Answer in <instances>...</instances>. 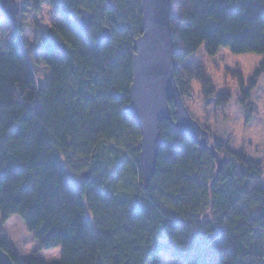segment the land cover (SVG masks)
Segmentation results:
<instances>
[{
	"label": "trees",
	"instance_id": "trees-1",
	"mask_svg": "<svg viewBox=\"0 0 264 264\" xmlns=\"http://www.w3.org/2000/svg\"><path fill=\"white\" fill-rule=\"evenodd\" d=\"M20 2L18 14L47 4L61 22L39 39L49 72L41 85L22 29L0 11V224L17 217L40 251L59 248L52 264H160L164 252L178 264H264L261 163L214 140L225 160L218 171L206 150L163 122L156 172L141 188L140 130L123 111L141 34L139 0ZM79 8L95 14L87 33L77 28ZM170 25L182 97L196 84L217 107L231 100L216 95L203 67L183 66L201 48L207 57L221 49L264 56V0H172ZM263 73L261 65L250 80L233 76L246 122ZM0 248L14 264H48L36 255L21 262L1 230Z\"/></svg>",
	"mask_w": 264,
	"mask_h": 264
},
{
	"label": "rangeland",
	"instance_id": "rangeland-1",
	"mask_svg": "<svg viewBox=\"0 0 264 264\" xmlns=\"http://www.w3.org/2000/svg\"><path fill=\"white\" fill-rule=\"evenodd\" d=\"M17 9L21 8L20 0ZM16 24L22 29V40L26 45L28 57L35 72L38 84L45 85L48 81V69L39 58V39L53 23H60L61 19L54 9L47 4L41 6L37 12L16 14ZM4 22L0 19V36L3 37ZM1 42V41H0ZM261 65H264V56L232 55L228 49H221L214 57H207L201 48L195 56H191L183 66L190 72L203 67L213 82L217 96L230 94L231 100L224 107H217L215 100L205 101L199 86L192 85L191 94L183 97L184 104L190 116L208 132V142L220 141L233 153H243L248 160L261 163L264 186V73L257 79V86L251 92L247 102L254 111L246 122L247 112L240 104V91L233 76L239 72L244 81L250 80ZM2 236L15 256L21 261L29 260L36 255L45 263L52 264L60 261L59 248L50 251H40L33 236L29 234L25 225L17 218L12 217L6 224H0ZM160 264H178L164 252L159 255Z\"/></svg>",
	"mask_w": 264,
	"mask_h": 264
},
{
	"label": "water",
	"instance_id": "water-1",
	"mask_svg": "<svg viewBox=\"0 0 264 264\" xmlns=\"http://www.w3.org/2000/svg\"><path fill=\"white\" fill-rule=\"evenodd\" d=\"M139 10L141 34L132 43V82L129 102L123 111L140 130L138 160L141 188L146 192L156 172L157 156L162 143L160 124L163 122H169L183 137L206 150L215 160L218 171L225 160L208 142V132L190 116L176 84L170 25L172 0H139ZM0 11L8 21L16 22L15 0H0ZM78 13L77 28L87 33L95 15L84 8H80ZM100 38H110L108 27L101 30ZM83 178L87 179L88 174L85 173ZM0 264H14L1 248Z\"/></svg>",
	"mask_w": 264,
	"mask_h": 264
},
{
	"label": "flooded vegetation",
	"instance_id": "flooded-vegetation-1",
	"mask_svg": "<svg viewBox=\"0 0 264 264\" xmlns=\"http://www.w3.org/2000/svg\"><path fill=\"white\" fill-rule=\"evenodd\" d=\"M79 9H80V8H79ZM79 9H78V10H79ZM94 15H95V14H94ZM78 19H79V13H78V11H77V21H78ZM93 23H94V22H93ZM103 28H105V27H103ZM103 28H102V29H103ZM102 29H101V30H102ZM100 32H101V31H100Z\"/></svg>",
	"mask_w": 264,
	"mask_h": 264
}]
</instances>
